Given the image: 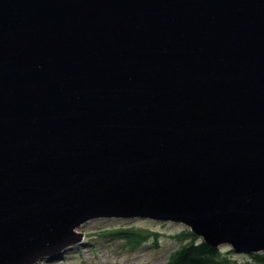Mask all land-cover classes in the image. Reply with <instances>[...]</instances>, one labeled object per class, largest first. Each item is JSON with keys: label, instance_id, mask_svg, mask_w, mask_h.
<instances>
[{"label": "water", "instance_id": "water-1", "mask_svg": "<svg viewBox=\"0 0 264 264\" xmlns=\"http://www.w3.org/2000/svg\"><path fill=\"white\" fill-rule=\"evenodd\" d=\"M98 219L264 254V0H0V264Z\"/></svg>", "mask_w": 264, "mask_h": 264}, {"label": "rangeland", "instance_id": "rangeland-1", "mask_svg": "<svg viewBox=\"0 0 264 264\" xmlns=\"http://www.w3.org/2000/svg\"><path fill=\"white\" fill-rule=\"evenodd\" d=\"M135 228L156 233L138 246L132 247L124 240H106L100 237L103 231ZM186 228L179 224L161 223L150 220L98 219L87 222L79 232L85 238L82 244L66 250L55 260L39 264H164L169 255L179 247L173 236ZM187 230V229H186ZM238 262L247 261L249 255L235 253L230 247L219 248Z\"/></svg>", "mask_w": 264, "mask_h": 264}, {"label": "trees", "instance_id": "trees-1", "mask_svg": "<svg viewBox=\"0 0 264 264\" xmlns=\"http://www.w3.org/2000/svg\"><path fill=\"white\" fill-rule=\"evenodd\" d=\"M152 236L157 237V234L135 228H119L100 234L106 240H124L132 247ZM173 239L179 243V247L169 255L164 264H264V254L249 255L247 261L238 262L230 258L229 253L207 246L186 229L173 236Z\"/></svg>", "mask_w": 264, "mask_h": 264}, {"label": "bare ground", "instance_id": "bare-ground-1", "mask_svg": "<svg viewBox=\"0 0 264 264\" xmlns=\"http://www.w3.org/2000/svg\"><path fill=\"white\" fill-rule=\"evenodd\" d=\"M193 235V234H192Z\"/></svg>", "mask_w": 264, "mask_h": 264}]
</instances>
